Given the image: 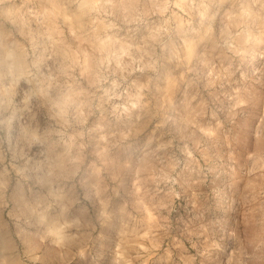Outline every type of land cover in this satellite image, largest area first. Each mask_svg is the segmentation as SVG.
<instances>
[{"label":"clouds","instance_id":"1","mask_svg":"<svg viewBox=\"0 0 264 264\" xmlns=\"http://www.w3.org/2000/svg\"><path fill=\"white\" fill-rule=\"evenodd\" d=\"M0 264H264V0H0Z\"/></svg>","mask_w":264,"mask_h":264}]
</instances>
